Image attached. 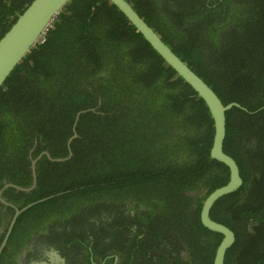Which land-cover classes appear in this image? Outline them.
Masks as SVG:
<instances>
[{
    "label": "trees",
    "instance_id": "obj_1",
    "mask_svg": "<svg viewBox=\"0 0 264 264\" xmlns=\"http://www.w3.org/2000/svg\"><path fill=\"white\" fill-rule=\"evenodd\" d=\"M32 1L0 0V39ZM126 1L223 105L246 110L226 112L223 142L243 184L210 218L236 237L224 264H264V0ZM81 111L72 156L43 155L33 190L1 193L24 207L43 200L19 219L34 227L62 205L68 218L87 203L129 202L126 221L142 241L122 238L136 251L146 244L142 264H213L223 237L202 226L200 210L229 171L209 155L212 116L108 0H70L0 87V189L30 187V151L68 157ZM80 235L71 242H86Z\"/></svg>",
    "mask_w": 264,
    "mask_h": 264
},
{
    "label": "flooded vegetation",
    "instance_id": "obj_2",
    "mask_svg": "<svg viewBox=\"0 0 264 264\" xmlns=\"http://www.w3.org/2000/svg\"><path fill=\"white\" fill-rule=\"evenodd\" d=\"M34 143L36 142L34 141ZM35 158L31 157L30 151L28 158L30 166L31 161ZM12 186L4 184L0 189V204L2 205L0 264H142L141 260L142 255L145 257L146 244L142 242L141 249L136 251V246L142 241V234L138 235L135 223L126 221L133 217L132 212L126 208L123 209L125 205L132 207L128 204L129 202L125 203L122 208H118L115 204H109L108 208H104L99 207V203L96 206L93 202L87 203L82 206L83 209H78V213L71 214L68 218L59 217L58 212L60 209V213L63 210L62 205L57 210H44L41 215L47 219L41 216L34 217V227H31L29 226L30 217L27 216V219L24 220L19 219L25 211L16 216V212L24 207L22 206L23 202L13 198L9 200L5 197L2 198L1 193L7 187ZM16 191L21 192L17 189ZM22 192L28 193V191ZM34 203L33 206L41 202ZM8 208L13 211L8 213ZM92 210L95 215L92 214ZM52 213L54 214L52 215ZM118 217H124L125 220H119ZM113 220L117 222L114 228L104 229ZM68 222L75 223L69 224ZM83 233L86 236V242L82 243L83 241H81L80 244L71 242L70 238L73 234L81 240L83 235L80 234ZM122 234L126 240L132 238L137 245L132 242L133 247L127 246ZM124 244H126L125 247L121 248ZM182 256H186V253L183 252Z\"/></svg>",
    "mask_w": 264,
    "mask_h": 264
},
{
    "label": "water",
    "instance_id": "obj_3",
    "mask_svg": "<svg viewBox=\"0 0 264 264\" xmlns=\"http://www.w3.org/2000/svg\"><path fill=\"white\" fill-rule=\"evenodd\" d=\"M70 0H33L30 5L18 16L10 29L0 39V87L22 61L32 48L44 36L46 31L52 26L61 10ZM115 6L136 29L151 48L162 58V60L180 77L205 103L210 116H212L214 135L210 148V158L225 165L229 171L228 182L212 191L203 201L200 210V222L202 226L211 232L221 235V241L216 248L213 264H224L225 255L235 242V235L227 226L218 223L210 218V211L215 202L223 196L239 190L243 184L239 168L234 159L223 151V142L226 133V112L233 108L243 109L237 103L223 105L214 91L186 65L171 49L161 37L149 27L147 23L137 14L131 4L126 0H108ZM262 107L261 109H263ZM260 110V109H259ZM259 110L253 112L256 113ZM87 111H94L90 109ZM87 111L78 112L73 126V136L67 141L68 157L64 159H52L48 152H42L37 158L31 161L32 183L29 188L12 186L20 191H30L36 186V161L45 155L51 161H64L72 156L70 143L77 138L74 127L79 121V116ZM40 200L36 203L42 202ZM35 204V203H34ZM29 204L16 212V216L26 211L34 205ZM14 221V220H13Z\"/></svg>",
    "mask_w": 264,
    "mask_h": 264
}]
</instances>
